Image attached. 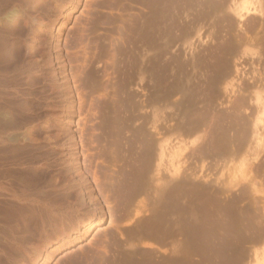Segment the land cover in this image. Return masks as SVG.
Wrapping results in <instances>:
<instances>
[{
  "label": "rangeland",
  "instance_id": "rangeland-1",
  "mask_svg": "<svg viewBox=\"0 0 264 264\" xmlns=\"http://www.w3.org/2000/svg\"><path fill=\"white\" fill-rule=\"evenodd\" d=\"M181 1L171 8L170 50L153 48L151 85L137 79L121 95L104 49L126 39L118 25L127 33L147 10L143 0L68 9L53 52L63 81L56 89L37 47L49 44L46 21L70 0H0V264H37L38 247L48 264H163L173 255L168 219L179 201L178 237L194 235L202 246L187 264H264V0ZM119 95L128 125L117 135L110 103ZM85 196L92 206L82 205ZM99 206L106 213L97 225ZM89 216L97 221L90 233L56 251Z\"/></svg>",
  "mask_w": 264,
  "mask_h": 264
},
{
  "label": "bare ground",
  "instance_id": "bare-ground-1",
  "mask_svg": "<svg viewBox=\"0 0 264 264\" xmlns=\"http://www.w3.org/2000/svg\"><path fill=\"white\" fill-rule=\"evenodd\" d=\"M146 3V7L147 10L144 12L143 16L137 18L134 17L132 24L128 26L129 31H126L127 33H125V29L120 26V24L118 25V28L116 31H120V33L122 34H126V39H122L123 41H119V42H111L109 43L108 46H106V48L104 50H108L107 52H110L113 56H114V66L116 71L120 74L121 76V80H120V87H118L120 94L122 95L123 92H130L129 90V84H131L132 81H137V79L143 80L144 78V82L146 84L151 85V81H152V73H153V68H154V52H153V48H155L156 46H160L162 48L161 53L166 54L167 51L170 50V43L174 40L173 38V33L171 30V21H172V16H173V12H171V8L173 6H176L177 4H183V2L181 0H143ZM252 1V0H251ZM259 1V0H258ZM105 3H107L108 5H117L119 3V0H104ZM222 2V1H221ZM81 3V0H70L69 5L67 7H61V14H63L61 17H54V18H50L48 21H46L47 23L45 24V28L42 32L43 37L47 34L51 37V40L49 42V44L47 46L42 45V43L40 45H38L37 47V52L40 53L41 55H46L47 57L45 58V63L51 67L52 71V76H54V85L52 86L53 89H56L58 86L56 84H59L62 81V78L60 77V73L58 72V68H60L59 66V62L57 60V58L55 57V55L53 54L54 49L56 48V44L57 41L59 39V34L62 32L63 30V26L65 24V19L67 20L68 18H70V14L68 12V9H72V12L74 10H76L79 6V4ZM261 3V1L259 2ZM175 4V5H174ZM185 4V3H184ZM183 4V7H184ZM216 4V3H214ZM219 4V3H218ZM216 4V5H218ZM173 5V6H172ZM222 4H219L218 6L221 7ZM129 6V5H128ZM215 6V5H214ZM254 6V5H253ZM225 7V6H224ZM224 7L222 6V8L224 9ZM129 8V7H128ZM175 8V7H174ZM177 8V7H176ZM222 8L221 11H222ZM264 7H262L260 5V9L259 12L260 13H264ZM216 9H219L218 7ZM215 8H213V10H216ZM219 9V11H220ZM256 10L258 8H255ZM132 10V9H131ZM176 10V9H175ZM174 11V10H173ZM220 11V12H221ZM226 11V10H225ZM237 11V10H236ZM258 11V10H257ZM205 12V11H203ZM208 11H206V13H204L203 15H208L207 14ZM211 12V11H209ZM219 12V13H220ZM172 13V16L170 15ZM239 13V12H238ZM237 13V14H238ZM259 13V14H260ZM14 14L13 12L8 14V19L6 18L8 24L11 25L13 19H14ZM175 14V13H174ZM236 14V15H237ZM202 15V14H201ZM218 15V14H217ZM240 16V14H238ZM131 16V15H130ZM171 16V18H170ZM179 16V15H178ZM188 16V15H186ZM185 16V17H186ZM209 16H211L209 14ZM220 16V15H219ZM137 18V19H136ZM262 18V17H261ZM177 19V17H176ZM118 20V19H117ZM194 19H190L188 18L186 20L185 23V32L189 33L190 31H192L193 28V24H194ZM116 21V20H115ZM128 21V20H127ZM6 22V23H7ZM104 22V21H103ZM120 22V21H119ZM174 22V21H172ZM176 22V21H175ZM178 22V21H177ZM25 25H27V20H25ZM129 23V22H128ZM117 24V22H116ZM175 24V23H174ZM204 24V23H203ZM127 25V24H126ZM180 27V26H179ZM127 28V27H126ZM216 29V28H215ZM127 30V29H126ZM182 30V29H181ZM195 30V29H194ZM212 33V32H211ZM181 35V34H180ZM42 38V37H41ZM173 38V40H171ZM189 38V37H188ZM186 38V39H188ZM189 40V39H188ZM230 42V41H229ZM231 43V42H230ZM229 45V43H228ZM232 46V44H231ZM230 48V47H229ZM157 49V48H156ZM158 51V50H157ZM106 52V53H107ZM232 52V51H231ZM186 53V52H185ZM252 53V52H251ZM157 54V53H155ZM159 54V52H158ZM191 54V53H190ZM109 55V54H108ZM160 55V56H162ZM157 56V55H156ZM159 56V55H158ZM204 56V55H203ZM226 61V60H225ZM169 62V61H168ZM171 62V61H170ZM166 62H164V69L166 67H168V64H165ZM194 63V62H193ZM228 63V62H227ZM190 64V63H188ZM205 66V65H204ZM196 67V66H195ZM219 67V66H218ZM161 70V68H160ZM162 72V71H161ZM165 72V71H164ZM168 72V71H167ZM205 73V72H204ZM212 73V72H211ZM163 74V73H162ZM167 74V73H166ZM208 75V73H207ZM96 75H92L89 74L87 76V83H92L94 82V78ZM159 76H162L161 73ZM191 76V75H190ZM189 77V76H188ZM211 77V76H210ZM187 78V77H186ZM120 79V78H119ZM166 80V79H164ZM189 80V79H188ZM76 81V80H75ZM187 81V79H186ZM184 82V81H183ZM190 82V81H189ZM113 84V83H112ZM189 89V88H188ZM213 90V89H212ZM215 91V90H214ZM118 92V91H117ZM116 92V93H117ZM134 92V91H132ZM212 93V92H211ZM125 94V93H124ZM183 95V94H182ZM120 96V95H119ZM130 96V95H129ZM164 97V96H163ZM163 102V101H162ZM135 104V103H134ZM111 105V110L107 108V111L110 110L112 113L111 116V124L113 126V128H117V135L120 134V132L122 130H124L123 128H126V126L128 125L122 118H120V115L122 116V107L124 105V100L121 99V96L118 97V99L113 100V102L110 103ZM131 105V104H130ZM133 105V104H132ZM127 109V108H126ZM126 109H123V111H125ZM130 109V108H129ZM133 109V108H132ZM131 110V109H130ZM51 111L52 113H56L57 108L56 106L51 107ZM106 111V112H107ZM126 112V111H125ZM108 113V112H107ZM110 114V113H109ZM124 114V113H123ZM110 118V117H109ZM109 120L107 119V121L109 122ZM131 120V119H129ZM128 122V121H127ZM200 123V122H199ZM131 124V123H130ZM110 127V125H108ZM130 126V125H129ZM198 126V125H197ZM131 129V128H130ZM128 130V129H127ZM126 131V129L124 130ZM135 132V131H133ZM132 133V132H131ZM136 133V132H135ZM137 134V133H136ZM135 134V135H136ZM110 135V134H109ZM109 135H106V137L108 138ZM138 135V134H137ZM136 135V136H137ZM136 140L134 141H130V145L131 148L133 149V146L136 145L137 142H139V139L137 140L138 137H136ZM111 137V136H110ZM148 137V136H147ZM113 138V137H111ZM109 139V138H108ZM116 140V138H115ZM148 140V141H152V139L150 140V138H144V142ZM114 141V139H113ZM120 141V140H119ZM118 141H114L112 142L111 146L113 147L114 143L116 145H119L118 148L122 147V145L117 144ZM111 143V142H110ZM128 143V142H127ZM146 143V142H145ZM152 143V142H151ZM148 144V143H147ZM129 145V143H128ZM124 146V145H123ZM150 146V145H149ZM152 146V145H151ZM163 150H165V145H162ZM108 147H110L108 145ZM111 147V148H112ZM117 147V146H116ZM154 147V146H153ZM116 151H120L119 150ZM130 148V147H129ZM114 150V149H113ZM131 150V149H130ZM128 152V150H127ZM163 152V151H162ZM165 152V151H164ZM120 153H122V150L120 151ZM120 153H118V157H121ZM130 153V152H129ZM152 154H153V149H148L147 150V160H148V167L150 168V163L152 162ZM164 154V153H163ZM126 155V154H125ZM127 155H129L127 153ZM126 155V156H127ZM131 155H133L131 153ZM124 156V155H123ZM132 157V156H131ZM125 158V156L123 157ZM136 161V160H135ZM152 167V166H151ZM146 171V170H145ZM147 172H149V170H147ZM126 173V171H125ZM146 175V174H144ZM128 178V177H127ZM127 178L125 180H127ZM124 180V179H123ZM130 180V179H128ZM123 182V181H121ZM125 182V181H124ZM123 184V183H122ZM121 185V184H120ZM122 186V185H121ZM125 186V185H124ZM179 186V185H178ZM182 186V185H181ZM184 194L183 191L181 192L180 195ZM210 194V193H209ZM185 198V197H184ZM206 198V197H205ZM178 199V198H177ZM181 199V198H180ZM218 199V198H217ZM175 200V199H174ZM181 201H183V199H181ZM209 201V200H208ZM82 205L84 206H92V202L91 199L88 198V196H85L82 198L81 200ZM166 203V201H165ZM176 206H174V208H172V211L170 210V215H169V219L167 218L168 216H165L166 219H168L169 221V230H168V236L170 237V240L172 242V247H173V255L163 264H187L189 257L193 256L191 253L194 252L195 250H200V248H202L201 244L199 245V241H196L194 235L191 237V235L189 237L191 238H186L187 241H185L186 239H182L179 238V235H183L184 232V228H185V222H184V217H183V211L186 210V206L182 203V202H176ZM220 204V203H219ZM166 205V204H165ZM169 205V204H168ZM187 205V203H186ZM204 205V204H203ZM164 206V205H163ZM187 207H189V205H187ZM207 207V206H206ZM167 208V207H166ZM203 208H205V206H203ZM209 208V207H208ZM218 208V207H217ZM216 208V209H217ZM93 209V208H92ZM96 210L95 215H99L100 219L97 222L95 216H89L84 224L81 226L80 232H77V234H69L67 236L64 237V232H60V234H58L55 238L56 241L55 242H59L60 240L64 239V241L66 242L64 245L59 246L56 251H61L66 249L69 246H72L74 244H76L77 242L81 241L82 238H84L85 236H87L90 231L92 230V228L94 227V225L97 222V225H100L102 223L105 222V209L102 206L96 207L94 208ZM163 209V208H162ZM193 209V208H192ZM191 209V210H192ZM190 210V209H188ZM187 210V211H188ZM198 210V209H197ZM204 210V209H203ZM219 210V209H218ZM239 210V209H238ZM165 211V210H164ZM194 211V209H193ZM209 212V209L207 210ZM213 211V210H212ZM211 211V213L213 214V212ZM167 214L168 212L165 211ZM164 213V212H163ZM162 213V214H163ZM188 213V212H187ZM191 213V212H190ZM199 213V212H198ZM197 214V213H196ZM210 214V213H209ZM165 215V213H164ZM194 215V212L193 214ZM198 217V216H197ZM196 217V218H197ZM199 218V217H198ZM164 219V216H163ZM166 219H164L166 221ZM167 222V221H166ZM201 224V223H199ZM187 228V227H186ZM214 230V229H213ZM191 231V230H190ZM212 231V230H211ZM210 231V234L212 233ZM197 233V232H196ZM194 232V234L196 235V237L199 234H196ZM200 233V232H198ZM209 233V230H208ZM192 234V233H191ZM209 234V235H210ZM64 237V238H63ZM199 237V236H198ZM212 237V236H211ZM202 238V237H201ZM63 241V242H64ZM201 246V247H200ZM206 246V245H205ZM211 254V253H210ZM47 252L45 253L44 248L38 247L37 248V257L36 260L37 264H48L47 259ZM100 258V257H99ZM191 259V258H190ZM106 260V259H105ZM192 260V259H191ZM134 261H132L131 258H128V260H125V264H133ZM190 264V263H189Z\"/></svg>",
  "mask_w": 264,
  "mask_h": 264
}]
</instances>
